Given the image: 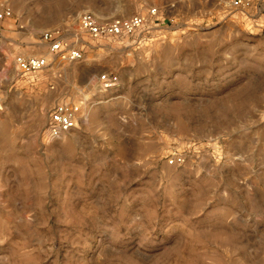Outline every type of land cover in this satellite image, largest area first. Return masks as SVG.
<instances>
[{"label": "rangeland", "instance_id": "374dc122", "mask_svg": "<svg viewBox=\"0 0 264 264\" xmlns=\"http://www.w3.org/2000/svg\"><path fill=\"white\" fill-rule=\"evenodd\" d=\"M0 0V264H264V0ZM173 5L174 8L167 10ZM157 8L34 81L16 56ZM107 75L111 87L99 79ZM77 105L51 137L49 111ZM174 155L181 164L169 165Z\"/></svg>", "mask_w": 264, "mask_h": 264}, {"label": "built area", "instance_id": "2783aa9c", "mask_svg": "<svg viewBox=\"0 0 264 264\" xmlns=\"http://www.w3.org/2000/svg\"><path fill=\"white\" fill-rule=\"evenodd\" d=\"M230 8L241 9L250 8L252 0H225ZM170 5L167 10L173 9ZM9 9L0 10V22L11 18ZM161 19L159 10L153 8L146 14H139L128 19H113L101 21L90 12L81 14L79 19V29L71 43L65 34L60 30L47 31L41 36L42 45L46 47V54L33 57L18 55L14 59V64L19 75L26 81H34L42 75L50 66L54 59L61 62H74L82 58L83 47H77L83 37L93 42L117 41L137 37L146 30L160 27ZM104 89L110 88L111 81L107 75H102L99 79ZM81 109L77 105L61 103L52 107L49 111L47 129L51 137H59L77 127L78 116ZM183 159L180 155H174L168 161L169 165L181 164Z\"/></svg>", "mask_w": 264, "mask_h": 264}]
</instances>
